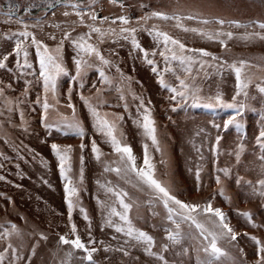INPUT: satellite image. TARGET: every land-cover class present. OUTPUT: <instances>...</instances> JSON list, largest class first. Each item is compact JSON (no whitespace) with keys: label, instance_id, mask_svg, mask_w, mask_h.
Here are the masks:
<instances>
[{"label":"rangeland","instance_id":"1","mask_svg":"<svg viewBox=\"0 0 264 264\" xmlns=\"http://www.w3.org/2000/svg\"><path fill=\"white\" fill-rule=\"evenodd\" d=\"M10 0H0V53L11 52L16 36L12 33L23 30V26L15 22L17 17H23L31 26L28 31L35 33L37 39L43 41L50 49L60 43L64 31L74 28L72 37L86 33L88 28L81 25L79 18L74 14L65 17L64 11L72 12L58 5L55 9L44 11L41 8L32 9L26 14L23 9L30 3H41V0H11L18 6L14 11L11 22H5L2 14L7 11ZM85 8L91 0H71ZM126 5L121 8L109 0H96L94 9L99 8L107 16L127 15L131 19L132 27L137 28L136 39L141 48L148 52V59L154 61L148 64L144 53L132 45L131 39L125 40L123 36H106L103 42L94 38L90 41L100 50L105 59L111 63L101 65L95 57H89L94 66L87 71L80 87L81 81H72L75 75L74 57L77 49L71 40L63 43L62 56L68 75L58 78L57 99L59 104L55 110L49 111L48 120L60 121L61 117L71 119L72 109L67 107L68 88L71 85L72 103L75 105V118L78 119L85 130L83 140L72 132L60 127L46 129L41 123L43 109L41 103H35L39 97L44 98L43 81L39 77V61L35 46L30 40L28 46L29 67H16V57L10 56L6 69H0V81L11 83L12 88L6 96L14 101L11 105L4 103L0 98V233L11 224L17 225L20 236H13L11 241L0 237V251L11 242L18 247L21 254H32V245H35V255H32L30 264H80L83 253L69 245H60L59 236L66 235L71 238V223L77 226V234L85 242L89 239V221L91 222V236L97 241L99 251L94 254L97 264H161L154 256L144 251V246L131 241L123 233H118L115 227L107 223L109 208L115 206L118 211V202L108 187L124 190L129 193L130 199L126 202L133 206L128 212L132 225L154 237L153 251H160L165 243V228H174L166 220V210L146 186L137 184L135 174L118 176L105 168L118 166L119 156L113 152L111 144L106 137L93 127V118L80 99L83 94L89 98L93 105L98 106L102 116L107 115L109 120L118 121V136L122 142L131 146L137 160V167L143 165L144 146H148V154L155 167L156 176L171 181L173 191L179 199L185 202L205 203L211 201L224 213L230 226L238 233L236 241L221 240L220 246L229 254L217 264H252L255 259V244L250 239L252 235L264 240V196L253 194L251 186L242 182L236 183L238 176L244 181H255L259 178L262 162L259 157L261 150L256 144L255 137L264 128V94L259 93L256 84L262 83L264 77V40L259 36H249L261 30L252 23L264 21V6L260 0H123ZM143 5L144 7H141ZM88 9L85 8V11ZM153 10L166 12L179 11L182 15L189 13L201 14L212 18L221 17L226 21H239V26L226 23L221 26L216 23L201 24L198 20H183L180 23L189 29H202L212 33L201 35L200 32L184 31L176 27V21H163L149 19L140 21L137 18L149 14ZM55 12V15H53ZM85 23H93L85 17ZM53 25H59L54 27ZM104 29L109 27L119 30V22L111 24V20L100 25ZM155 27L168 32L173 38L180 40L188 49H204L211 56L202 57L204 64L199 61L192 65V71L185 72L179 61L169 59L165 61L159 55L163 50L162 41L158 42L151 29ZM233 33L231 38L225 35L217 36V32ZM50 34L56 40L50 39ZM264 34V33H262ZM6 35L11 38H6ZM221 41L224 42L222 46ZM171 47V46H170ZM155 51V55L153 52ZM191 54V53H188ZM170 57V53L168 54ZM213 57L219 58L213 60ZM245 60L253 67L245 71L252 75L253 82L248 88L246 108L238 117L243 130L234 125L228 129L223 128V121L233 114V109L223 107H206L207 99H202L193 105L191 99L173 111L174 101L170 100L171 93L167 88L161 87L159 78L163 76L166 83L178 86L176 76L185 79L190 85L200 89L202 98L214 97L220 94L226 102H231L236 95V77L228 65L234 61ZM23 64V56L20 58ZM227 61V64H224ZM223 64V67L221 65ZM102 67L110 78V84H101L97 70ZM156 68V71H153ZM10 69V70H9ZM119 69V71L117 70ZM25 88L27 92L25 93ZM101 91H97V90ZM123 96L124 99H120ZM49 102L56 104L52 95L48 94ZM238 100L244 101L241 94ZM144 102L155 121L156 135L160 151L156 145L144 134L141 127L143 109L138 107ZM127 105V108H125ZM11 111H8V108ZM213 123L221 125L213 127ZM203 129V131H201ZM67 132V134H66ZM222 137L219 142L218 154L212 151L216 144V136ZM245 144L240 162L235 158L236 146ZM95 140L101 150L102 156L98 160L91 151L92 141ZM57 143L71 145V172L74 185L79 189V206L72 212L71 223L68 219L67 204L65 202L64 183L61 178L58 161L51 151V144ZM85 148L81 152L80 144ZM81 155L83 164L81 165ZM81 167L83 178L81 180ZM200 170L199 180L197 169ZM217 168H228L230 174L217 172ZM220 177L217 183L216 177ZM221 191L223 194H221ZM10 198V199H9ZM86 210L89 220H85L80 208ZM251 214V222L242 215ZM113 224L124 226L119 217L112 216ZM200 220L207 227L212 228L211 221L201 216ZM253 225H256L255 227ZM185 233L191 232L193 237L198 236L197 230L189 227L187 223L181 225ZM43 234L46 239L41 238ZM247 234V235H245ZM115 237V239H113ZM103 241V244L100 242ZM110 246L105 252L104 247ZM126 247L128 256L114 249ZM188 248L187 254L182 249ZM201 249V239L185 238L179 245L173 246L167 253L169 264H197L198 259L204 258ZM243 249V252L240 251ZM68 253H72L68 256ZM5 264H8L7 259ZM24 264H29L27 260Z\"/></svg>","mask_w":264,"mask_h":264},{"label":"snow or ice","instance_id":"2","mask_svg":"<svg viewBox=\"0 0 264 264\" xmlns=\"http://www.w3.org/2000/svg\"><path fill=\"white\" fill-rule=\"evenodd\" d=\"M110 3L118 4L121 8H125L123 0H109ZM96 3V0H91V2L85 6L88 10L85 11V8H82L79 3L71 2V0H41V3H30L24 7L23 11L28 14L31 13L34 8H41L44 11L49 9H55L58 5H63L65 9H72V12L64 11L63 15L65 17L74 14L79 18L81 25L88 28L86 33L78 35L75 39L72 37V32L75 31L74 28L69 27V30L64 31L60 40V43L54 49H50L47 44L43 41L37 39L35 33L28 31L29 27H36L39 24L37 21L36 25H29L23 17H17L15 22L23 26V30L12 33L13 36H16L15 44L12 47L11 52L0 53V69H6L8 67L7 62L9 61L10 56L16 57V67H31L29 63V51L28 46L25 42L30 40V44L35 46L36 56L39 61V77L43 81L44 89V98L41 102L38 97L35 103H41L43 113L41 115V123L46 129H51L53 127H60L67 132H72L74 135L79 136L81 140L85 137L86 133L82 123L75 118V105L72 103V92L73 88L71 85L68 88L67 95V107L72 109L73 117L71 119L67 117H61L60 121L49 122L48 116L50 110H55L56 105L59 104L57 99V88H58V78L62 75H68V70L64 66L62 49L63 43L66 40H71L74 47L77 49V57H74L75 65V75L71 77L72 81H81L80 87L83 88L82 83L87 71L94 66L93 62L89 60V57H95L96 60L100 62L101 65H109L111 62L101 54L100 50L96 45L90 41L94 38L98 39L100 42H103V39L106 36H123L125 40L131 39L132 45L140 49L144 53V58L148 64H153L154 61L148 59V52L141 48L140 44L136 39L137 28L132 27L131 19L127 15H118L114 18L109 16H99L93 5ZM261 6H264V0H260ZM141 7H144L141 5ZM18 8L17 5L10 2L7 4V11L2 14L7 18L5 22H11L14 17V11ZM55 15V12H53ZM85 17L93 23H85ZM159 19L163 21H176V27H182L184 31L200 32L201 35H208L209 38H212V33L204 32L202 29L197 28H187L184 27L180 22L183 20H198L203 25H208L210 23H216L218 25H225L226 23L234 24L239 26L240 22L226 21L221 17H212L211 19L201 14H191L182 15L179 11H173L171 13L161 10H153L149 14L137 18V24L140 21H147L149 19ZM111 19V24H116L119 22V30L117 31L113 27L104 29L100 25L108 22ZM261 32H253L247 34L249 36H259L260 39L264 40V21H253ZM54 27H59V25H53ZM151 31L154 33V36L158 42L162 41L163 50L159 52V55L168 61L169 59L174 61H179L182 66H184L185 72L192 71V65L199 61L201 65L204 64L202 57H208L212 54L207 52L204 49H188L184 43L180 40L173 38L168 32L161 31L158 28L153 27ZM215 35H225L228 38L233 36L231 31L229 32H217ZM6 38H11L6 35ZM50 39L56 40L54 34H50ZM222 46L224 42L221 41ZM171 46V47H170ZM170 53V57L169 54ZM191 53V54H188ZM155 55V51L153 52ZM23 56V64H21L20 58ZM219 58L213 57V60H218ZM227 61H224V64H227ZM232 68L236 77V89L237 93L232 97L231 102H226L220 94L215 95L214 97L202 98L199 95L200 89L194 85H190L186 82L185 79H181L179 76H176V80L179 81L178 86H172L165 82L163 76L159 78V83L161 87L167 88L171 93L170 100L177 102L173 107V111L181 107L183 103L187 102L189 99L192 100L193 105L202 99H207L208 103L205 104L206 107H223L226 109H233V114L230 115L226 120L223 121V128L228 129L230 126L234 125L238 130H243V125L238 120V117L243 113L247 104V97L249 95L248 88L249 85L253 82V77L251 74L245 71L246 68L253 67L245 60L234 61L228 65ZM223 67V64L221 65ZM10 70V69H9ZM100 75L101 84H110V78L105 74V71L102 67L97 69ZM119 71V69H117ZM153 71H156V68H153ZM262 83H257L256 87L259 93L264 94V77H260ZM12 88L11 83L5 84L3 81H0V98H4V103L6 105H11L14 101L6 96L8 90ZM98 92L101 90H97ZM27 88H25V93ZM49 92L52 95V99L56 101V104L49 102L48 94ZM243 95L245 98L244 101L237 99L238 96ZM80 99L84 101L85 106L88 108L90 115L93 118V127L106 137L107 142L111 144L112 150L119 156L118 166L112 168H105V171H111L116 173L118 176H127L129 174H135L137 178V184L141 186H146L148 190L156 197L158 203L163 205V208L166 210V220L171 222L174 225V228L168 229L165 228V243L162 244L160 251H153V246L155 245V240L152 235L149 233L135 228L131 220L129 219L128 212L133 206L131 203L126 202V198L130 199L129 193L124 190H117L114 187L106 188V191L111 192L115 200L118 202L120 211L117 210L115 206H110L109 208V219L107 223L115 227L116 232L123 233L126 239L124 241L125 245H128L131 241H135L137 244L144 246V251L150 256H154L158 259L161 264H169L168 259L166 258V253L175 245L181 244L185 238H196L201 239V249L203 251L204 258L198 259L197 264H217L218 261H221L222 258L229 256L228 252L220 246L221 240L236 241L238 233L230 226L225 213L219 208L215 207L211 201L205 202L203 204L197 202H185L177 197L173 191V185L171 181H165L156 176L155 167L151 162V158L148 154V146H144V157L143 165L137 167V160L133 154V150L130 145L123 143L120 136H118V121L123 119L122 117H117L116 120H109L107 115L102 116L100 114L99 108L96 105H93L89 98L80 95ZM120 99H124L123 96ZM127 108V105H125ZM143 109V120L141 127L144 130V134L152 141L153 145H156V150L160 151L159 142L156 135L155 121L152 118L150 110L144 106V102L141 100V103L138 107V112L140 109ZM12 109L9 107L8 111ZM215 128H220L221 125L213 123L212 125ZM203 131V129H201ZM66 132V134H67ZM216 144L212 146V151L218 154L219 142L222 137L220 135L216 136ZM241 143L236 146L235 158L237 163L240 162L242 153L245 151V144L243 143V137H241ZM256 144L261 150V155L259 157L261 164L260 175L254 182L244 181L243 177L238 176L236 179L237 184L242 182L247 183L251 186L253 194H258L264 196V128H262L258 135L255 137ZM85 145L80 144L81 152H83ZM51 151L56 156L58 161V168L61 175V178L65 180L64 183V192H65V202L67 204L68 210V219L71 223L73 209L79 206L78 194L79 189L74 185L72 178L68 175L71 172V151L72 146L66 145L61 146L57 143L51 144ZM91 151L99 160L102 156L101 150L98 147L95 140L92 141ZM83 164V156L81 155V165ZM217 172H223L226 176L230 174V169L228 168H217ZM197 179L200 177V170L197 169ZM83 178V168L81 167V180ZM4 179V177H0ZM217 183L220 182V177H216ZM221 194L223 192L221 191ZM10 199V198H9ZM81 213L84 216L85 220H89L87 212L82 207L80 208ZM243 216L247 217L251 222V214L248 212L242 213ZM119 217L120 221L123 222L124 226H119L113 224L111 217ZM207 217L211 223L212 228L207 227L204 223L201 222L200 217ZM187 223L190 228H194L198 232V236L193 237L191 232L185 233L181 225ZM254 227L256 225H253ZM91 222L89 221V239L87 242L83 241L79 234H77V226L75 223H71V238L66 235L59 236L60 245H69L75 250H80L83 253L80 264H97L96 259H94V254L99 251L96 246L97 241L91 236ZM247 235V234H245ZM13 236H20V230L17 225L11 224L9 228H5L0 237H3L11 241ZM42 239L46 237L41 234ZM115 239V237H113ZM250 239L255 244V259L252 261V264H264V240L258 238L255 235H252ZM103 244V241L100 242ZM110 246H105L104 251L108 252ZM115 251L122 252L123 255L128 256L129 252L126 247L121 246L114 249ZM243 252V249H240ZM189 252L188 248L182 249V254H187ZM32 255H35V245H32V254L27 255L21 254V251L18 247L14 246L11 242L7 244L6 247L0 251V264H5L7 259L8 264H24V261L27 260L30 264ZM68 256H71L72 253H68ZM61 264H66V261H61ZM232 264H237L236 260L233 259ZM242 264V262H241Z\"/></svg>","mask_w":264,"mask_h":264},{"label":"built area","instance_id":"3","mask_svg":"<svg viewBox=\"0 0 264 264\" xmlns=\"http://www.w3.org/2000/svg\"><path fill=\"white\" fill-rule=\"evenodd\" d=\"M95 11H96V13L99 15V16H107L105 13H103V11L101 10V9H99V8H96L95 9ZM109 17L110 18H113V16H110L109 15ZM111 20V19H110Z\"/></svg>","mask_w":264,"mask_h":264}]
</instances>
